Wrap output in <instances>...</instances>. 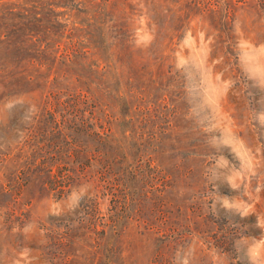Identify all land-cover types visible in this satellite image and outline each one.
<instances>
[{
  "label": "rangeland",
  "instance_id": "1",
  "mask_svg": "<svg viewBox=\"0 0 264 264\" xmlns=\"http://www.w3.org/2000/svg\"><path fill=\"white\" fill-rule=\"evenodd\" d=\"M0 264H264V0H0Z\"/></svg>",
  "mask_w": 264,
  "mask_h": 264
}]
</instances>
